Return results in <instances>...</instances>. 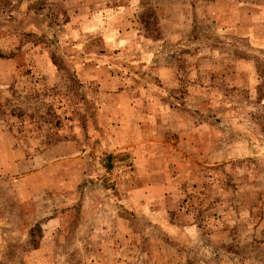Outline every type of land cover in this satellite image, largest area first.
I'll return each mask as SVG.
<instances>
[{"label": "rangeland", "instance_id": "374dc122", "mask_svg": "<svg viewBox=\"0 0 264 264\" xmlns=\"http://www.w3.org/2000/svg\"><path fill=\"white\" fill-rule=\"evenodd\" d=\"M0 264H264V0H0Z\"/></svg>", "mask_w": 264, "mask_h": 264}]
</instances>
